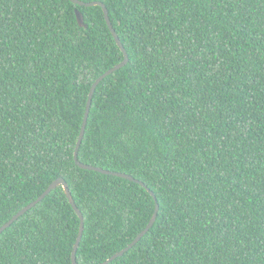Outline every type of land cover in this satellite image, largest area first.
<instances>
[{
	"label": "trees",
	"instance_id": "16d2710c",
	"mask_svg": "<svg viewBox=\"0 0 264 264\" xmlns=\"http://www.w3.org/2000/svg\"><path fill=\"white\" fill-rule=\"evenodd\" d=\"M0 0V227L63 177L76 258L264 264V0ZM76 9L87 27L79 24ZM57 186L0 234V264H73Z\"/></svg>",
	"mask_w": 264,
	"mask_h": 264
},
{
	"label": "water",
	"instance_id": "95a60500",
	"mask_svg": "<svg viewBox=\"0 0 264 264\" xmlns=\"http://www.w3.org/2000/svg\"><path fill=\"white\" fill-rule=\"evenodd\" d=\"M72 1L74 3L79 4V5H85V6L100 5V6H102L104 14H105L106 21L108 23V26L111 29V31H112V33H113V35H114L119 47L122 49V51L124 53V59L120 63H117L113 67L107 69L100 76H98L95 79V81L92 83L91 87H90V91H89V94H88V100H87V102L89 101V105H88V103L86 105L85 115H84L81 131H80V134H79V139H78L77 146H76V149H75V156H74L75 157V161L80 167L85 168V169H92V170L100 171V172H103V173H106V174H113V175H117V176H122V177L128 178L130 180L140 182L141 184L146 186V188L151 192V194L154 196V198L157 199L154 191H152L144 182L136 179L134 176H132V175H130L128 173H125V172L115 171V170L105 169V168L99 167V166L90 165V164L81 162L78 159V150H79L80 144H81V142L83 140V137H84V134H85V131H86V127H87L86 121L88 123V118H89V114H90V110H91L90 107L92 105V99H93L94 93L96 91V88L99 85V83L105 77H107L108 75L112 74L117 69L125 66L128 63V61H129V55H128V52H127L124 44L122 43V41H121L116 29L114 28V26H113V24L111 22L108 8H107V6H106V4L104 2H102V1H84V0H72ZM76 15H77V19H78L79 24L81 26H83V27H87L88 24L85 21L83 12L81 10H79V9H76ZM59 185H62L64 187V190H65L70 202L72 203L73 207L75 208V210L77 211V213L79 214L80 219H81L79 234H78V237H77V240H76V243L74 245L73 252H72L73 264H79L77 262L76 253H77V250H78V247L80 245V241H81V238H82V235H83L84 215H83L82 211L79 209V207L77 206V204H76V202H75V200H74V198L72 196V193L70 191L69 185H68L67 181L63 177H58L57 179L52 181L48 185V187L35 200H33L32 202H30L29 204L24 206L17 213H15L7 222H5L0 227V234L9 225H11L16 219H18L26 211H28L33 206H35L38 202H40L46 195H48L53 189H55ZM158 209H159V204H157L156 210H155L152 218L150 219V221L146 225V227L131 241V243H129L126 247H124L123 249L119 250L118 252L114 253L111 257L107 258L106 260H104V261H102L100 263H95V264H108L109 262H111L115 258H117L119 256H122L126 251H128L130 248H132L149 231V229L153 226V224H154V222L156 220V217H157Z\"/></svg>",
	"mask_w": 264,
	"mask_h": 264
},
{
	"label": "snow or ice",
	"instance_id": "6c2138e0",
	"mask_svg": "<svg viewBox=\"0 0 264 264\" xmlns=\"http://www.w3.org/2000/svg\"><path fill=\"white\" fill-rule=\"evenodd\" d=\"M88 103V105H89V101L87 102ZM91 108V107H90ZM86 124H87V121H86Z\"/></svg>",
	"mask_w": 264,
	"mask_h": 264
}]
</instances>
